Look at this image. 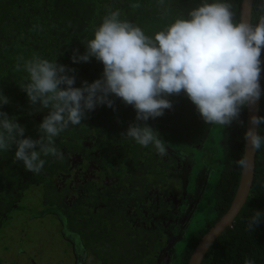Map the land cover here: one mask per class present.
Here are the masks:
<instances>
[{
  "label": "trees",
  "instance_id": "obj_1",
  "mask_svg": "<svg viewBox=\"0 0 264 264\" xmlns=\"http://www.w3.org/2000/svg\"><path fill=\"white\" fill-rule=\"evenodd\" d=\"M242 1L230 0L235 22L240 21ZM201 2L202 0H165L164 5H159L157 0H0V94L9 99V103L0 105V111L7 113L9 118H15L25 128L24 138L39 139L41 133L38 126L49 110L42 109L39 102L31 104L26 91L21 88L20 84L27 83L29 78L27 72L15 70L19 57L24 58L19 61L21 64L33 56L56 61L57 64L66 66L67 75L75 77L73 87H82L85 81L90 84L102 78L103 64L95 57H90L87 62H74L72 57L86 52L85 42L93 38L95 28L109 10H119L121 20H128L140 26L147 35L154 36L181 15L186 17L188 11ZM133 3H139L140 7L133 9L130 7ZM261 3L262 0H254L252 24H256L258 17L264 15ZM261 62L259 117H264V49L261 52ZM109 98L113 100L112 107L97 104L94 110L86 111L80 125H70L55 138L57 148L63 153V160L52 155L41 156L45 164L39 174L27 171L22 161L14 162L15 144L7 152H0V230L14 210L23 208L20 203L28 188L41 184L45 204L61 209L68 217V225L73 228L74 222L81 227L86 237L85 203L83 202L82 209L79 208L75 216L70 197H65L70 195L69 191L66 194L60 192L69 189V184L59 188L55 182L63 168L67 171L69 161L74 156H80L103 169L109 155L122 153V168L105 192L114 188L112 192L115 195L118 187H124L125 194L132 197L135 196L134 191L129 192L132 187L139 195H144L157 187L164 176L170 173L173 161L161 164L159 159H153L152 145L143 147L123 136L130 124L146 123L153 129L157 126L158 129H163L170 115L176 113L185 114V119L181 116L180 123L188 127V138L198 137L199 143L200 138H204L202 135L211 132L210 129L206 132L201 129V124L205 121L184 92L167 96L172 107L165 109L162 116L149 118L146 122L136 120L133 106L125 104L114 94H110ZM223 130L220 143L225 148V161L217 158L210 164L214 169H223L222 184L217 192L218 201L215 206L218 213L213 221L194 234L184 264L188 263L192 250L202 237L228 211L238 190L243 165H237L236 161L244 156L247 105L241 108L238 119L224 126ZM258 130L264 137V123L259 125ZM179 139L182 140L183 136ZM206 141L204 138V142ZM198 143L196 141L193 144ZM38 148L39 146L37 150ZM214 156L215 152L212 153V157ZM204 166L209 167L207 162H204ZM88 183L90 184L89 181ZM255 211L261 212V218L253 230L249 231L248 221ZM108 218L109 222L113 221L109 225L113 235L101 236L100 231L93 234V237H97L94 240V250L102 264H148L147 253L151 237L143 233L135 236L132 223L126 215L121 221H116L117 214L108 211ZM119 223L122 224L116 226ZM249 259L254 264H264V143L257 150L254 181L246 204L232 226L226 228L211 245L202 264H245ZM0 264H5L2 258Z\"/></svg>",
  "mask_w": 264,
  "mask_h": 264
},
{
  "label": "clouds",
  "instance_id": "obj_2",
  "mask_svg": "<svg viewBox=\"0 0 264 264\" xmlns=\"http://www.w3.org/2000/svg\"><path fill=\"white\" fill-rule=\"evenodd\" d=\"M157 2L164 5L165 0ZM130 7L136 9L140 4ZM232 7L230 0H202L186 17L181 15L154 36L121 20L119 10H109L93 38L85 42L86 52L72 57L74 62L95 57L103 64L102 78L90 84L85 81L82 87H73L75 77L67 75L66 66L56 61L33 56L21 64L24 58L19 57L15 70L27 72L29 78L21 88L31 104L39 102L49 112L38 126L39 139L34 140L24 138L25 128L0 111V152L15 144L14 162L22 161L27 171L39 174L45 164L41 156L63 160L55 138L70 125H80L86 111L94 110L97 104L112 107L110 94L133 106L137 121L146 122L172 107L167 96L184 92L205 123L221 128L230 125L243 106L261 96L264 49V15L256 24L243 19L235 22ZM260 7L264 9V0ZM7 103L9 99L0 94V105ZM251 123L255 127L248 128L245 138L253 150H259L264 137L257 127L264 123V117L253 116ZM122 135L143 147L154 146L161 157L168 154L166 142L146 123L130 124ZM236 163L242 166L246 161ZM260 218L261 212L255 211L247 230L252 231ZM245 264L254 261L249 259Z\"/></svg>",
  "mask_w": 264,
  "mask_h": 264
},
{
  "label": "flooded vegetation",
  "instance_id": "obj_3",
  "mask_svg": "<svg viewBox=\"0 0 264 264\" xmlns=\"http://www.w3.org/2000/svg\"><path fill=\"white\" fill-rule=\"evenodd\" d=\"M184 115L176 113L170 115L163 129H158L159 126L154 128L164 137L161 139L166 142L168 154L161 157L152 146L153 159H159L162 161L161 164L168 163V160L173 161V163L170 165V173L164 176V180L160 181V184L152 188L151 191L145 192L144 195H139L132 187L129 189L130 193L135 192V196L132 197L125 194L126 189L124 187H118L117 195H113L114 188H110L112 189L110 192H105V189L111 186L118 171L122 168V163H120L123 161L121 159L122 153L109 155L103 169L95 163L85 161L76 155L69 161L67 171H64L63 168L59 172L60 175L55 178V182L59 188L64 187L67 183L69 184V189L60 190V192L66 194L69 191L70 195H65V197H70V204L75 216L78 214V209H82L83 202L85 203L83 209L86 213V220L84 221L87 228L86 237L81 227H78L74 222L75 229L68 225L71 232L68 239L62 232L75 257L74 264H87L91 257H95L98 264H102L94 250V240L97 237H93V234L95 231H100L101 236L103 234L105 237L113 235L109 228L113 221L109 222L108 211L117 214L116 221H121L126 215L128 221L132 223L135 236L143 233L151 237L152 242L149 243L150 247L147 253L149 255V257L147 256V259H149L148 264H184L194 234L199 233L209 222H206L204 226L192 233L190 228L197 221L201 204L207 195L212 197L217 204V192L222 184L221 175L223 172L222 168H219L218 171L212 166L206 168L204 162H199L190 155V148H187V152L183 151L181 144H184L186 139L194 138L186 136L188 127L180 123L182 121L181 116L184 117ZM211 126L215 125L211 124ZM209 133L202 136L208 140ZM218 134L223 133L218 129ZM182 136L183 139L180 140L179 137ZM204 138H200L201 142L191 144L190 147L204 150L206 143ZM217 143L219 148L223 149L225 155L223 144L219 141ZM219 158L225 161L223 155H220ZM91 164H94L97 169L93 170L91 176L86 174V177H82L80 169H84L86 165ZM215 172H217V183L211 185L210 181ZM102 180H104L103 183ZM71 192L73 193L71 194ZM174 195L179 197L180 202L178 199L173 198ZM84 198H87V200L84 201ZM56 209L60 211L66 220L68 219L61 209ZM217 213L216 209L213 212L214 216H217ZM121 224L119 223L116 226ZM62 228L64 229V225L61 224ZM197 246L192 250L191 256ZM82 257L84 258L83 261Z\"/></svg>",
  "mask_w": 264,
  "mask_h": 264
},
{
  "label": "rangeland",
  "instance_id": "obj_4",
  "mask_svg": "<svg viewBox=\"0 0 264 264\" xmlns=\"http://www.w3.org/2000/svg\"><path fill=\"white\" fill-rule=\"evenodd\" d=\"M189 126H191V120L189 121ZM201 129L204 132L209 129L211 130L204 150L190 147L194 142L197 141L198 143V137L186 139L184 144H181V148L185 152L188 151L187 148H190V155L194 159L199 162H207L210 166V164L212 165L214 163L213 160L219 158L220 155L225 156L223 149L219 148L217 143L218 140L221 142V134H218V129L223 133V128L219 125L212 127L204 122L201 124ZM159 136L160 138H164L160 133ZM213 152L216 153L214 157H212ZM95 169L97 167L94 164L86 165L84 169H80L82 171V177H86V174L91 176ZM101 182L103 183L104 180ZM216 183L217 172L214 173L210 181L211 185ZM173 198L178 199L180 202L177 195H174ZM44 200L45 196L41 184L31 185L26 193H24L20 203L23 208L14 210L0 230V258L3 259L5 264H32L33 262H37L38 264L75 263V257L71 252V247L62 235L61 223L58 217L55 214H47L38 218L31 217L43 210L53 208L46 205ZM215 206L216 202L214 199L207 195L201 204L197 221L190 228L191 233L204 226L206 222L214 220L216 217L213 214L216 210ZM87 264H98V261L95 257H91Z\"/></svg>",
  "mask_w": 264,
  "mask_h": 264
},
{
  "label": "water",
  "instance_id": "obj_5",
  "mask_svg": "<svg viewBox=\"0 0 264 264\" xmlns=\"http://www.w3.org/2000/svg\"><path fill=\"white\" fill-rule=\"evenodd\" d=\"M253 3L254 0L242 1L240 20L241 19L248 20L252 23ZM259 108H260V98L255 103L247 105V130L249 127H255L251 123V118L253 116L259 117ZM258 129L259 126L257 127V130ZM256 155H257V150H253L248 144V141L246 140L244 156H243V160H245L246 163L242 167V174H241L238 190L232 201V204L228 209V211L221 217V219L211 228V230L199 242L188 264H202L211 245L227 227L232 226L235 218L240 213L243 206L246 204V201L248 199V196L252 188V183L254 181L255 168H256ZM47 214H55L58 217L60 223L64 225L63 232L65 237H67L68 239L71 234V232L68 229V223H67L68 221L60 213L58 209L49 208L38 214H34L31 217L38 218L40 216H45ZM83 259L84 258L82 257V261ZM32 264H38V263L33 262Z\"/></svg>",
  "mask_w": 264,
  "mask_h": 264
}]
</instances>
